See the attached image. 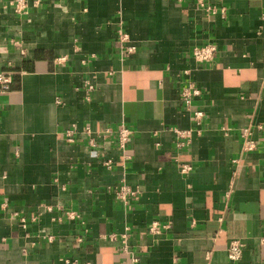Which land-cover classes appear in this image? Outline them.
Listing matches in <instances>:
<instances>
[{
  "label": "crops",
  "instance_id": "obj_1",
  "mask_svg": "<svg viewBox=\"0 0 264 264\" xmlns=\"http://www.w3.org/2000/svg\"><path fill=\"white\" fill-rule=\"evenodd\" d=\"M14 1L0 0V264H264V0Z\"/></svg>",
  "mask_w": 264,
  "mask_h": 264
},
{
  "label": "built area",
  "instance_id": "obj_2",
  "mask_svg": "<svg viewBox=\"0 0 264 264\" xmlns=\"http://www.w3.org/2000/svg\"><path fill=\"white\" fill-rule=\"evenodd\" d=\"M13 5H15V10L18 14L21 13H25L26 11V7H27V1L25 0H17L12 2ZM215 11V10H214ZM120 38H121V42L123 43H128V35L126 34H120ZM126 50L128 52H133L135 50L134 47H127ZM193 56L194 59L197 60L200 63L203 62H210L212 60H214V57L216 56V54L218 53V48L216 45H204V46H196L195 49L193 50ZM60 61H62L60 59ZM11 83V77L10 75H4V74H0V92H4L9 90V86ZM200 92L198 89H191V90H187L184 92V103L186 105V107H191L192 102H193V97H195L196 95H199ZM202 116V112H196L195 114V118H197L198 120L201 118ZM177 136H186L188 134V132L185 131H181V130H175L174 131ZM111 130H106L104 132H97V133H93L89 131L90 134V138H89V143L91 146H95L96 145V140L98 138H107L109 135H111ZM250 135V130H246L243 134V138H244V150L245 151H252L256 144L254 142H252L251 140L248 139ZM132 136V131L129 128L123 127L120 131L117 132L116 136H115V142L117 147L120 150H125L128 146V143L131 139ZM105 164L109 165V161L105 162ZM192 171V167L190 165H184V167L182 168V172L184 173H189ZM119 192L117 193V198L120 199L121 201L127 200L129 197H134L136 194L135 192L127 185H123L119 188ZM162 231V226L160 225L159 222H154L151 226H150V232L151 234H160ZM245 248V244L242 240L237 239L234 241H231L229 247H228V256L229 259L232 263H237L239 262L242 257H243V251ZM128 251L127 246H125V249ZM134 261L137 262L138 259L134 258Z\"/></svg>",
  "mask_w": 264,
  "mask_h": 264
}]
</instances>
